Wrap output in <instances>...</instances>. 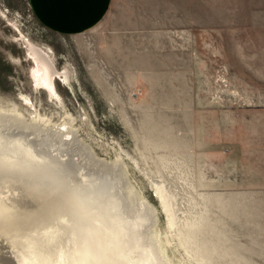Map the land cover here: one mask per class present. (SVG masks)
Masks as SVG:
<instances>
[{"label": "rangeland", "instance_id": "1", "mask_svg": "<svg viewBox=\"0 0 264 264\" xmlns=\"http://www.w3.org/2000/svg\"><path fill=\"white\" fill-rule=\"evenodd\" d=\"M28 42L68 70L59 99L35 85ZM0 111L18 116L0 120V199L16 219L60 214L85 174L114 185L117 212L89 216L110 235L124 239L144 203L172 264H264V0H111L70 35L46 29L29 0H0ZM19 223L0 231V251L6 234L37 227Z\"/></svg>", "mask_w": 264, "mask_h": 264}, {"label": "bare ground", "instance_id": "2", "mask_svg": "<svg viewBox=\"0 0 264 264\" xmlns=\"http://www.w3.org/2000/svg\"><path fill=\"white\" fill-rule=\"evenodd\" d=\"M26 50L28 58L33 60L34 63V66L31 70V77L35 82V85L47 91L49 95L59 99V96L55 89V82L62 81L65 82L64 84H68L70 86V75L68 70L66 68H64L63 70L57 69L52 57L53 52L49 48L48 51H46L47 49L44 50L42 48L36 47L31 42H28V47ZM9 115L4 114L0 111V120L12 122V120L18 119V116L15 115V113L10 116ZM70 141V137L62 139L61 146H67V144L69 145ZM5 142L6 141H4V143ZM9 143H11L10 146H15L14 149L20 148L21 151L23 147H26L28 148L27 151H29L30 154L32 152V148L30 147L31 140L29 139L16 138V140H12V142ZM7 145H9L8 142ZM16 152H18V150ZM30 154L29 156H32V154ZM25 156L28 157L27 153L25 154ZM31 159L32 157L30 158V160ZM30 160H28V162ZM56 171L59 172L60 170ZM80 177L81 180H84V183L88 182L87 184L89 185L74 183L73 185L67 187V191H65L71 196L69 197V199L71 198L72 200H64H67L70 203L61 204L60 211H58L60 212V214L55 212H51L50 214H48V211H46V215L42 216L41 220H32L28 222L27 219L22 215L17 216L19 217V219H16L15 215H11L12 213H7V205H5V207L3 206L1 198L0 203H2V206L0 207V231H6V229L8 228L7 226L9 225L12 229H14V225H17V223L19 222V224L23 225L28 223L26 226L33 222L37 224V227H33V230L26 233L25 235L22 233L21 236L6 234L5 240L10 244V251L8 253L0 251V254L11 257L13 264H172L164 252L160 235L154 228L155 215L151 208H149L144 203H140L138 210L136 211L135 215H133L132 221H125L124 223L127 226L126 229L122 228L124 239L117 234L110 235V232H107V229H105L104 231L105 227H103L102 225L96 226V223L92 221V218H90L89 216L93 215V211L96 209L95 206L99 204H103V209H107V207H110V211H116L115 199L117 198H115L114 196L113 198L111 197V189L114 185L110 187L111 185L109 186L108 183L106 184L105 180L103 182H101L102 180L100 182H96L94 180H86L87 177H85V174H80ZM159 188L157 187L158 191H160ZM114 190L115 189H113V191ZM121 193L122 195L124 194L122 190ZM66 197L67 196H65V198ZM161 198L163 199V203L165 204L164 208L171 214V207L167 205V201L164 195H161ZM43 203L50 205L51 202L43 200ZM127 212L129 213L130 211ZM39 217L41 218V216ZM14 219L19 222L16 223ZM100 221H103V219H100ZM168 222L170 225H173V217H170ZM108 223L109 222L106 221V224ZM7 231L10 233L9 229ZM133 233L135 235H133ZM46 234L48 235L43 238L42 235ZM108 235L110 236V244L105 238ZM120 237L122 238V243L119 242ZM134 237L136 238L135 240ZM5 247L7 248L8 246Z\"/></svg>", "mask_w": 264, "mask_h": 264}, {"label": "crops", "instance_id": "3", "mask_svg": "<svg viewBox=\"0 0 264 264\" xmlns=\"http://www.w3.org/2000/svg\"><path fill=\"white\" fill-rule=\"evenodd\" d=\"M111 0H29L35 18L59 35L84 32L105 16Z\"/></svg>", "mask_w": 264, "mask_h": 264}, {"label": "snow or ice", "instance_id": "4", "mask_svg": "<svg viewBox=\"0 0 264 264\" xmlns=\"http://www.w3.org/2000/svg\"><path fill=\"white\" fill-rule=\"evenodd\" d=\"M0 264H13V261L11 260V257L0 254Z\"/></svg>", "mask_w": 264, "mask_h": 264}]
</instances>
